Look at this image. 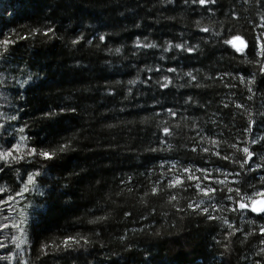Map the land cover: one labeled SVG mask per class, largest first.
<instances>
[{
  "label": "trees",
  "instance_id": "obj_1",
  "mask_svg": "<svg viewBox=\"0 0 264 264\" xmlns=\"http://www.w3.org/2000/svg\"><path fill=\"white\" fill-rule=\"evenodd\" d=\"M261 17L264 0H0V39L14 41L7 51L0 45V142L27 125L26 143L55 156L0 172L5 197L40 169L7 213L26 218L22 233L10 232L24 243L17 249L0 235L7 246L0 257H8L0 264H264L256 255L261 234L252 232L264 219L228 210L225 199L228 187L242 194L264 187V55L253 42ZM237 34L248 44L242 53L222 43ZM137 39L157 47H137ZM177 43L194 51L164 50ZM164 127L170 135L161 134ZM245 146L254 155L241 169L235 161ZM255 163L262 167L248 171ZM185 167L196 176L208 171L201 187L217 189L211 200L187 181ZM177 175L183 184L169 187ZM202 199L201 207L218 208L188 207ZM224 219L241 231L226 237L232 230ZM65 236L89 243L57 249Z\"/></svg>",
  "mask_w": 264,
  "mask_h": 264
},
{
  "label": "snow or ice",
  "instance_id": "obj_2",
  "mask_svg": "<svg viewBox=\"0 0 264 264\" xmlns=\"http://www.w3.org/2000/svg\"><path fill=\"white\" fill-rule=\"evenodd\" d=\"M188 0H185V3H187ZM191 2L193 4H199L201 6H204L206 4H215L216 0H191ZM257 2L259 3L260 0H257ZM235 15V14H234ZM261 22L257 23L255 25V27L253 28V33H255L256 28H260L262 29V31L260 32L259 35H253V42H254V46L257 49L256 51V55H264V17L260 18ZM251 23V22H249ZM47 31H51V29H48ZM202 31L207 32L208 29H202ZM99 39L101 41L105 40L104 36H100ZM234 41H239V45L234 44ZM14 41L10 40L9 38H7V36L3 39H0V45L3 46V50L7 51V45H9L10 43H13ZM76 41H73V43H75ZM222 43H224L225 45H231L236 52L238 53H242L244 52L245 48L248 47L247 42L239 35H233L228 39H224L222 41ZM137 47H144V48H155L157 47V45L152 44V43H143L141 44L139 42V39H137ZM171 47H175L176 49H183L189 53H191L192 51H194L193 47H188L186 45V43L182 44V43H177L175 45H171L169 44L168 47H166L164 50L168 51L169 48ZM116 51H119V49H116ZM257 63H260L259 61H257ZM157 71H159V69H157ZM169 72H174L175 69L174 68H169L168 69ZM259 72L261 74H264V64H261L260 68H259ZM188 76L191 77L192 80H195L196 77L194 75H192L191 72L187 73ZM165 81H168V83H170V81L168 80V77H163L162 78ZM255 79V75L253 74V76L251 77V79H249L247 82L250 84L252 83V80ZM240 82L244 83L245 82V78L243 76L240 77ZM23 83H27V81L23 82ZM23 83L21 84V87H23ZM130 83H133L132 81H130ZM168 84L167 83H161L160 87L161 88H165L167 87ZM226 87H228L229 85H225ZM234 87V85H232ZM248 92H252V88H248L247 89ZM249 99H251V96L249 97ZM227 107V105H225ZM236 107H242V105H236ZM169 113L173 116H175V113L171 111V109L168 110ZM17 117L12 116V117H8L7 119L10 120H15ZM254 121H249V125L248 127L245 129V132H250L252 129V125L254 124ZM0 127H3V125H0ZM27 127V125H24L22 127H19L18 129H14V131L17 133V135L13 136L12 133H8L9 137H11V140H4L3 142H0V162H3V166H0V172H3L5 170V167H11L12 164L14 163H19L20 161H24L25 163L31 164L34 163L33 161V157H40L43 158L44 160H54L55 156L53 152H49V151H44L43 149L41 150H37L35 147L30 146L26 143V140L28 139V137L24 134L25 133V128ZM161 134L162 135H170L171 131L168 127H164L161 129ZM260 139H264V137H261ZM0 140H3V137H0ZM5 143L8 144L7 147H5ZM213 143L215 144V141H213ZM251 143L253 145H255L257 143L256 139H252ZM67 147V145L65 144H61L59 146V151L62 153L64 152L65 148ZM230 147L232 148H236V145L233 144ZM193 151H195L196 149L193 148ZM203 151L208 152L209 149L205 148L203 149ZM239 151H241L244 154V157L242 160H237L235 161V163L239 164L241 169H244L245 165L249 164V161L252 159L254 153L252 151L249 150L248 147H243L241 149H239ZM216 155H219V153H215ZM223 159H229L228 156H224L222 157ZM260 160L264 161V156L260 157ZM262 167V165L260 163H255V167H249L248 171H254L256 169H260ZM19 171V169H17V172ZM183 173L187 174L186 179L189 182H195L192 186L199 192L202 193L203 196L208 197L209 200L212 199V197L209 195L210 193H215L217 191V189L215 187H212L210 185H205L204 187H201V180H205V181H209L210 178V174L208 173V171L206 169H196L195 171L200 172L202 175L201 176H196L194 174H192V170H190L189 168L185 167L183 168ZM40 175V169H36L34 171H29L26 173L20 188V191H16L13 194H8L5 197H0V213L3 214L2 216V221H7V222H2L0 221V235L3 234V230L4 229H15L19 232H23L24 228L22 227L23 223H26V218H23V213L21 212V217L22 220L21 221H16L14 220L12 217L8 216L7 213L9 212H15L16 208H15V203H18V201L16 200V197H21L23 198V193L30 191L29 185H34L36 182V178ZM235 175L238 177L240 175L239 172L235 173ZM262 182H264V177H260L259 178ZM184 181V176L182 175H177L171 179H169L167 181L168 186L172 187L175 185H180L183 184ZM217 184H224L223 180H218L216 181ZM233 183H237L236 181H234ZM249 188H252L253 190L251 192H244L243 194L241 193V189L239 187L236 188H232V187H228L226 190V195H225V199L229 202L228 204V210L236 212V211H250L251 213H255L257 216H260L261 219H264V202H261L260 206L257 207V203L260 201H264V187H261L259 189H256L253 185H249ZM5 191V189L3 187H0V193H3ZM153 194L156 193V188L152 189ZM231 193H235V198L233 195H231ZM204 204V200H200L199 203L193 205L192 203L188 204L189 208H194V209H199L201 213H209V207H211V209L213 211H215L218 208L217 204H210L209 207H201V205ZM207 218L209 220L212 219H218L217 217H213L211 214H209L207 216ZM100 219H103V217H101ZM223 223L225 225H227L228 229H231V232H226L225 236H229V235H234L235 232L237 231H241V229L239 228H234L233 224L229 223V221L227 219L223 220ZM248 224L252 225L254 224L253 220H248ZM259 234H261V238L259 239V243L261 245H264V225H261L258 227V230L256 228L252 229V232L255 233L257 232ZM250 233H245V236L249 235ZM8 237L5 235V239H7ZM18 239V237L16 236H12L11 240L15 243V247L17 249L21 248V244L24 243V241H20V242H16ZM89 243L88 239L84 236H65L63 238V240L61 241L60 244L55 245V247L57 249H60L61 247H63V250L68 251V250H74V246L76 247H82L83 244H87ZM43 247H48V245H45ZM0 248H5L7 250V246L3 243H0ZM10 255H12L10 253ZM256 255H264V247H260L258 249V252L256 253ZM8 257H0V259H7ZM20 264H26V262L21 261ZM255 264H260V261L257 260L255 261Z\"/></svg>",
  "mask_w": 264,
  "mask_h": 264
},
{
  "label": "rangeland",
  "instance_id": "obj_3",
  "mask_svg": "<svg viewBox=\"0 0 264 264\" xmlns=\"http://www.w3.org/2000/svg\"><path fill=\"white\" fill-rule=\"evenodd\" d=\"M11 230H12V229H4V230H3V234L8 235L7 237H8V240H9V241L11 240V238H10V237H11V234H10ZM14 230H15V229H13L12 232H14ZM4 236H5V235H4Z\"/></svg>",
  "mask_w": 264,
  "mask_h": 264
},
{
  "label": "water",
  "instance_id": "obj_4",
  "mask_svg": "<svg viewBox=\"0 0 264 264\" xmlns=\"http://www.w3.org/2000/svg\"><path fill=\"white\" fill-rule=\"evenodd\" d=\"M234 43H235L236 45H239L240 42H239V41H234ZM261 202H264V201H260V202H258V203H257V207L260 206Z\"/></svg>",
  "mask_w": 264,
  "mask_h": 264
}]
</instances>
